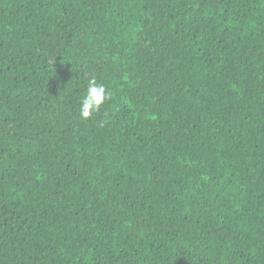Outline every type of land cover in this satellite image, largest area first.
I'll use <instances>...</instances> for the list:
<instances>
[{
    "label": "trees",
    "instance_id": "obj_1",
    "mask_svg": "<svg viewBox=\"0 0 264 264\" xmlns=\"http://www.w3.org/2000/svg\"><path fill=\"white\" fill-rule=\"evenodd\" d=\"M0 264H264V0H0Z\"/></svg>",
    "mask_w": 264,
    "mask_h": 264
},
{
    "label": "clouds",
    "instance_id": "obj_2",
    "mask_svg": "<svg viewBox=\"0 0 264 264\" xmlns=\"http://www.w3.org/2000/svg\"><path fill=\"white\" fill-rule=\"evenodd\" d=\"M112 93L104 84L90 79L87 88L80 99L79 114L81 119H89L93 114L100 111L105 102L111 99Z\"/></svg>",
    "mask_w": 264,
    "mask_h": 264
}]
</instances>
